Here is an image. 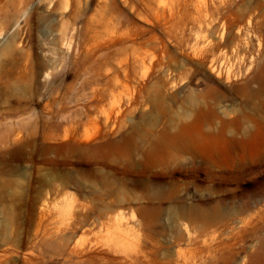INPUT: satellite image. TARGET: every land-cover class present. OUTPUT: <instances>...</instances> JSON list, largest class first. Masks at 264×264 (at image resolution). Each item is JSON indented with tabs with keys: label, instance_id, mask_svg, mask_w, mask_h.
<instances>
[{
	"label": "rangeland",
	"instance_id": "374dc122",
	"mask_svg": "<svg viewBox=\"0 0 264 264\" xmlns=\"http://www.w3.org/2000/svg\"><path fill=\"white\" fill-rule=\"evenodd\" d=\"M263 197L264 0H0V264H264Z\"/></svg>",
	"mask_w": 264,
	"mask_h": 264
},
{
	"label": "bare ground",
	"instance_id": "6f19581e",
	"mask_svg": "<svg viewBox=\"0 0 264 264\" xmlns=\"http://www.w3.org/2000/svg\"><path fill=\"white\" fill-rule=\"evenodd\" d=\"M227 174V173H226ZM228 175V174H227ZM232 176V175H231ZM229 178V177H228ZM232 178H233V176H232ZM229 179H231V178H229ZM232 181V180H231ZM225 182V181H224ZM263 188V187H262ZM258 194V193H257ZM242 195V194H241ZM253 195V194H252ZM250 197V196H249ZM261 197V196H260ZM264 198V197H263ZM243 200H245V199H243ZM247 200H249V199H247ZM252 205V204H251ZM244 207H248V202H245V204L243 205V208ZM251 207V206H250ZM251 209V208H250ZM217 213V212H216Z\"/></svg>",
	"mask_w": 264,
	"mask_h": 264
}]
</instances>
